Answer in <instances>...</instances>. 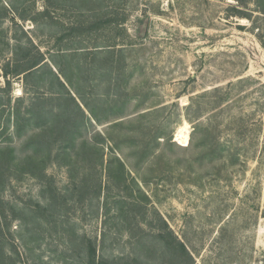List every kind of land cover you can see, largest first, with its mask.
<instances>
[{"label":"rangeland","instance_id":"rangeland-1","mask_svg":"<svg viewBox=\"0 0 264 264\" xmlns=\"http://www.w3.org/2000/svg\"><path fill=\"white\" fill-rule=\"evenodd\" d=\"M91 244L264 264L256 0H0V264H90Z\"/></svg>","mask_w":264,"mask_h":264},{"label":"trees","instance_id":"trees-1","mask_svg":"<svg viewBox=\"0 0 264 264\" xmlns=\"http://www.w3.org/2000/svg\"><path fill=\"white\" fill-rule=\"evenodd\" d=\"M256 11H260L262 14H264V0H256ZM240 13H241V11H239ZM40 62H42L41 60H39V61H32L31 62V66L29 67V69L30 68H34V67H36V66H38L39 64H40ZM75 103L77 104V106L79 107V109H81V106L78 104V102L75 100ZM63 130H65L66 132H67V130H66V127L65 128H63L62 129V131ZM46 131V130H45ZM44 133V130H42V132L41 133H39L38 134V136H37V139H38V137L39 136H44L45 135V133ZM43 134V135H42ZM39 141V140H38ZM41 141V140H40ZM30 164H33V163H30ZM35 165H36V162H35ZM121 166H122V163H121ZM26 167V166H25ZM97 185H100V181L98 182V184ZM100 186H98L97 187V189H96V195H97V197H98V195L100 194V192H101V190H100V188H99ZM175 241V240H174ZM174 241H172L171 243H173ZM175 245L177 246V249L178 250H180L181 252H185L186 251V246H185V244L184 243H182V242H180V241H177V239H176V241H175ZM179 251V252H180ZM96 253H97V248H96V246H93L92 244L90 245V260H89V262H90V264H113V263H110L108 260H99V259H97L96 258Z\"/></svg>","mask_w":264,"mask_h":264}]
</instances>
